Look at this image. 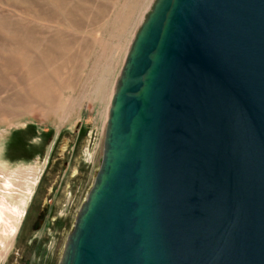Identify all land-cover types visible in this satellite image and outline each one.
Instances as JSON below:
<instances>
[{
    "label": "water",
    "instance_id": "95a60500",
    "mask_svg": "<svg viewBox=\"0 0 264 264\" xmlns=\"http://www.w3.org/2000/svg\"><path fill=\"white\" fill-rule=\"evenodd\" d=\"M58 264H264V0H153Z\"/></svg>",
    "mask_w": 264,
    "mask_h": 264
},
{
    "label": "rangeland",
    "instance_id": "374dc122",
    "mask_svg": "<svg viewBox=\"0 0 264 264\" xmlns=\"http://www.w3.org/2000/svg\"><path fill=\"white\" fill-rule=\"evenodd\" d=\"M152 1L0 0V201L19 207L0 221V264H18L33 238L41 247L31 262L58 263ZM5 181L14 187L6 191Z\"/></svg>",
    "mask_w": 264,
    "mask_h": 264
},
{
    "label": "flooded vegetation",
    "instance_id": "af4514ba",
    "mask_svg": "<svg viewBox=\"0 0 264 264\" xmlns=\"http://www.w3.org/2000/svg\"><path fill=\"white\" fill-rule=\"evenodd\" d=\"M40 183H42V182L37 181L36 185H38V187H40V185H41ZM41 222H42L41 220H38V222L35 224L34 228L38 229L40 224H41ZM37 245H39V244H37L36 239L33 238L32 241L29 243V249L30 250L26 251V254L28 256L23 255V254L20 255L19 258L17 259L18 264H38V263L39 264H47L46 261H44V262L43 261H39V262H36V263H32L31 262V256H33L35 253H37L38 252L37 251L38 248L41 247L40 245L39 246H37ZM35 255H37V254H35Z\"/></svg>",
    "mask_w": 264,
    "mask_h": 264
},
{
    "label": "bare ground",
    "instance_id": "6f19581e",
    "mask_svg": "<svg viewBox=\"0 0 264 264\" xmlns=\"http://www.w3.org/2000/svg\"><path fill=\"white\" fill-rule=\"evenodd\" d=\"M143 19V18H142ZM130 46V45H129ZM113 91H114V88H113ZM113 94V93H112ZM112 94H111V97H112ZM111 97H110V99H111ZM109 103H110V101H109ZM108 108H109V105H108ZM108 108H107V112H106V116H107V113H108ZM105 124H106V120H105ZM105 124H104V128H105ZM104 133V132H103ZM18 173L20 174V172L18 171ZM20 176H24V175H20ZM28 176H30V173H28V175H27V177ZM15 177V176H14ZM12 180V179H11ZM5 187H6V191L8 190H11V188H13L14 186H13V184L10 182V181H5ZM5 191V192H6ZM21 192V191H20ZM21 194V193H20ZM21 196V195H20ZM22 197V196H21ZM24 202L25 201H23L22 202V204H24ZM10 210V213H13V214H10V215H15L16 213H17V211L19 210V207H15L14 209H10L9 207H7L6 206V202L4 201V200H1L0 201V221H2L3 222V217L4 216H7L6 214L8 213H6V210ZM9 214V213H8ZM12 217H14V216H12ZM6 218V217H5ZM6 220H8V219H6ZM4 221V222H7V221ZM6 225V224H5ZM4 226V225H3ZM11 226V225H10ZM6 227H7V225H6ZM5 227V228H6ZM3 228V227H2ZM5 228H3V232L6 230ZM2 235V234H1Z\"/></svg>",
    "mask_w": 264,
    "mask_h": 264
}]
</instances>
